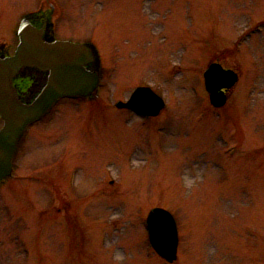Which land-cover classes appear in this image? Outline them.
I'll return each instance as SVG.
<instances>
[{
	"label": "rangeland",
	"instance_id": "1",
	"mask_svg": "<svg viewBox=\"0 0 264 264\" xmlns=\"http://www.w3.org/2000/svg\"><path fill=\"white\" fill-rule=\"evenodd\" d=\"M50 1L0 0V42L57 7L56 38L92 40L101 81L20 137L0 264H167L145 229L156 205L176 220L174 264H264V0ZM216 59L240 73L218 110L203 86ZM138 84L165 98L160 115L114 107Z\"/></svg>",
	"mask_w": 264,
	"mask_h": 264
},
{
	"label": "water",
	"instance_id": "2",
	"mask_svg": "<svg viewBox=\"0 0 264 264\" xmlns=\"http://www.w3.org/2000/svg\"><path fill=\"white\" fill-rule=\"evenodd\" d=\"M20 42L15 54L0 58V179L10 174L12 154L17 137L26 126L39 118L57 98L66 95H86L97 85L95 71L86 70L84 64L93 59V52L85 45L68 41L43 42L41 29L23 19L19 29ZM37 66L49 70L47 85L31 104H24L16 95L12 77L23 66ZM211 101L220 106L226 96L221 90L237 80V74L219 64H211L204 73ZM118 107L139 110L155 115L164 101L149 87H137L128 101L117 102ZM149 239L155 250L164 258H176L178 236L175 221L165 209L154 207L147 216Z\"/></svg>",
	"mask_w": 264,
	"mask_h": 264
},
{
	"label": "flooded vegetation",
	"instance_id": "3",
	"mask_svg": "<svg viewBox=\"0 0 264 264\" xmlns=\"http://www.w3.org/2000/svg\"><path fill=\"white\" fill-rule=\"evenodd\" d=\"M34 24L37 26H40L43 24V20H33ZM0 51V55H2ZM25 74L24 77H17L14 79V83L16 87L18 88L19 94L21 98H23L26 101H30L33 99L40 87L44 84L45 79H46V72L41 73L36 71L34 68H26L25 69ZM27 89V90H26Z\"/></svg>",
	"mask_w": 264,
	"mask_h": 264
}]
</instances>
